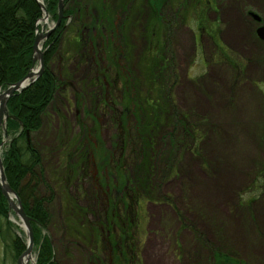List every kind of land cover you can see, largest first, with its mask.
<instances>
[{"label":"rangeland","instance_id":"obj_1","mask_svg":"<svg viewBox=\"0 0 264 264\" xmlns=\"http://www.w3.org/2000/svg\"><path fill=\"white\" fill-rule=\"evenodd\" d=\"M93 2L92 17L102 11L111 26L82 27L85 10L66 20L52 66L62 84L31 137L42 155L39 195L49 204L57 264H88L87 251L97 264L108 254L117 264H209L213 250L264 264V42L255 36L264 0ZM52 24L49 17L40 26ZM137 107L140 122L163 125L150 140L148 128L134 127ZM171 112L191 130L175 146L160 141ZM3 131L5 124L0 158ZM93 203L99 219H84ZM8 211L0 264H17L11 241L26 246V237Z\"/></svg>","mask_w":264,"mask_h":264},{"label":"trees","instance_id":"obj_2","mask_svg":"<svg viewBox=\"0 0 264 264\" xmlns=\"http://www.w3.org/2000/svg\"><path fill=\"white\" fill-rule=\"evenodd\" d=\"M58 1L43 0L44 9H46L50 19L54 22H56L58 17ZM78 1L81 2V6H79ZM92 4L94 5L93 0H63V17L59 25L44 41L42 47L43 71L41 76L22 92L13 93L6 105L8 118L4 124L8 143H6L5 150L1 155V162L7 185L19 197L20 205H22L24 213L30 218L35 264H57V261L56 255H54L53 242L48 234L51 222V215L48 209L49 204H47L44 196L39 195V189L43 185L42 177L44 172L42 155L31 137L33 134L39 132L42 125V118L48 107L52 104L56 89H59V86L62 84L56 79V74L52 66L61 39L65 34L66 20L71 19V17L74 19L79 18V13L85 10L83 13L87 12L90 21L87 26L83 24L82 27L88 28L98 25V28L101 29L100 32H103L102 30L104 28L111 26V22L108 23L109 21L104 19L103 16L105 14L102 11H97L100 12L97 18L92 17L94 10L98 9L97 5L94 7ZM106 8L107 6L103 5L102 9L104 10ZM41 15V9L35 0H0V92L19 82L35 66L32 61L35 38L34 29ZM112 28L108 35L112 34V30H115L114 26ZM109 40L107 39V42ZM108 46L107 44V49H109ZM96 76L95 82H98L101 79L100 73ZM131 94L132 90L130 89ZM133 102L135 103V99L131 100L132 104ZM137 104L136 101L135 105ZM147 105L151 106L152 103H148ZM141 111L142 107L141 109L137 107L132 110L133 118H136L137 123L134 127H137L136 130L139 131L148 128V138L150 140L153 134L155 135V131H158L163 125L162 123L158 125L159 122L155 123V121L151 123L152 120L151 122H140L138 116L141 115ZM137 119L139 120L137 121ZM169 119L171 129L160 141H167L172 146H175L180 141L179 138H183L188 134L190 135L191 130L187 125L188 121L186 118L178 115L176 112H171ZM2 140L3 137L0 136V143ZM148 147L151 149V141ZM171 153H173L172 150ZM78 158L79 155L77 156ZM70 172L72 175L78 174L77 166L75 165L71 168ZM262 175L264 176V174ZM151 176L152 174L149 175L147 183L150 182L151 184ZM134 182L133 179L126 178V184L134 186ZM90 205L85 210H81L84 219L88 214L95 216V219H99V215H101V204L93 203ZM8 212L7 202L0 193V217L6 220ZM80 213L79 211L75 216L72 209H69L67 212L74 220L82 217ZM60 223V228L62 230L65 229L62 220H60ZM8 224V221H6L5 225L7 228L10 227ZM69 236L72 237L71 235ZM81 237L85 240L83 243L88 244L91 241L90 236L89 241L86 240L87 237ZM23 245L24 243L21 237L14 236L11 241L10 250L18 257L25 249ZM87 253L88 264H97L91 252L87 251ZM113 258L110 261L109 259L111 257L108 254L106 263L103 262L102 264H117L115 261L113 262ZM209 264L245 263L235 260L227 253L213 250Z\"/></svg>","mask_w":264,"mask_h":264},{"label":"water","instance_id":"obj_3","mask_svg":"<svg viewBox=\"0 0 264 264\" xmlns=\"http://www.w3.org/2000/svg\"><path fill=\"white\" fill-rule=\"evenodd\" d=\"M35 1L39 5V8L41 9L42 12V17L36 22V28L34 29L35 38L33 43L32 61L33 64L37 66L35 70L33 67V70H31L28 74H26V76L22 78L19 82L15 83L14 85L0 92V127L2 126L3 128H4V123L8 118V111L6 108L8 99L13 95V93L16 94L25 90L41 76L43 71V60H42V52H41L42 45L44 41L49 37V35L59 25L62 18L63 9L61 7L63 6V0H59L57 5V15H58L57 20L55 24H52V26L47 29V31H44L43 27L40 26V24L43 20H48L49 16L46 12V9H44L45 7L42 1L41 0H35ZM254 19L259 21V19H257L256 16H254ZM43 24L45 25L46 22H44ZM255 34L260 41L264 42V24L257 28ZM3 134L5 135V131H3ZM0 193L1 196L5 198L9 209L12 210L17 215L18 219L21 221L22 226H20V228L22 229L26 237L25 250L17 259V264H28L29 261L31 262V264H35V261L30 260L31 253L33 250V236H32V229L30 226V218L27 217L26 214L24 213L22 209V205H20L21 202L19 200V197L7 185L6 178L3 172L1 158H0Z\"/></svg>","mask_w":264,"mask_h":264},{"label":"crops","instance_id":"obj_4","mask_svg":"<svg viewBox=\"0 0 264 264\" xmlns=\"http://www.w3.org/2000/svg\"><path fill=\"white\" fill-rule=\"evenodd\" d=\"M257 2H260L261 3V0H256ZM243 32V31H242ZM257 39V38H256ZM258 42H260L258 39H257Z\"/></svg>","mask_w":264,"mask_h":264},{"label":"bare ground","instance_id":"obj_5","mask_svg":"<svg viewBox=\"0 0 264 264\" xmlns=\"http://www.w3.org/2000/svg\"><path fill=\"white\" fill-rule=\"evenodd\" d=\"M44 22H47V20H43L41 23H44ZM31 259H32V258H31ZM31 259H30V260H31Z\"/></svg>","mask_w":264,"mask_h":264},{"label":"flooded vegetation","instance_id":"obj_6","mask_svg":"<svg viewBox=\"0 0 264 264\" xmlns=\"http://www.w3.org/2000/svg\"><path fill=\"white\" fill-rule=\"evenodd\" d=\"M259 23H261V22H259ZM259 23H258V24H259ZM263 24H264V22H263L262 24H259V26H258V27H260V26H261V25H263Z\"/></svg>","mask_w":264,"mask_h":264}]
</instances>
